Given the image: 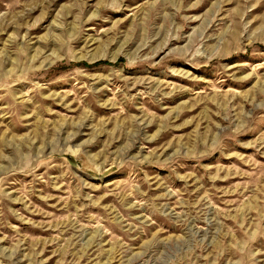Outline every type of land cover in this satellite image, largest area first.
<instances>
[{"label": "rangeland", "instance_id": "rangeland-1", "mask_svg": "<svg viewBox=\"0 0 264 264\" xmlns=\"http://www.w3.org/2000/svg\"><path fill=\"white\" fill-rule=\"evenodd\" d=\"M0 264H264V0H0Z\"/></svg>", "mask_w": 264, "mask_h": 264}]
</instances>
